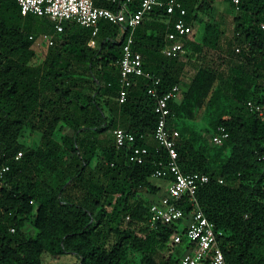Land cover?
<instances>
[{
    "label": "trees",
    "instance_id": "trees-1",
    "mask_svg": "<svg viewBox=\"0 0 264 264\" xmlns=\"http://www.w3.org/2000/svg\"><path fill=\"white\" fill-rule=\"evenodd\" d=\"M141 1L132 0L131 8L139 9ZM180 1L194 27L184 38L183 56L203 60L209 49L231 69L204 61L170 101L169 127L180 131L179 163L186 173L210 176L198 201L223 232L219 242L227 264H264V161L259 158L264 117L247 105L248 100L264 103V0H225L237 11L230 36L200 16L203 5L211 9L215 0ZM96 4L116 6L112 0ZM179 17L158 6L135 30L133 48L142 54L145 71L161 78L160 93L182 81L186 62L163 52ZM52 27L45 16L23 15L17 0H0V165H10L0 194V264H45V252L54 261L74 254V264H127L136 251L139 264H175L180 246L174 237L181 229L177 224L151 229L152 202L141 195L142 188L157 192L150 178L166 158L153 136L158 118L156 98L148 92L152 79L136 77L119 100V60L128 30L102 20L93 36L91 28L66 21L38 62L30 35ZM92 39L97 44L91 45ZM214 100L221 104L211 125L214 132L219 125L229 131L223 143L230 147L227 157L211 153L202 131L186 123ZM118 127L148 147L144 163L130 161L129 148L117 147ZM26 128L41 134L38 146L20 140ZM19 152L23 155L16 158ZM181 206L186 213L193 208L187 200ZM162 249L167 253L158 258Z\"/></svg>",
    "mask_w": 264,
    "mask_h": 264
},
{
    "label": "built area",
    "instance_id": "built-area-1",
    "mask_svg": "<svg viewBox=\"0 0 264 264\" xmlns=\"http://www.w3.org/2000/svg\"><path fill=\"white\" fill-rule=\"evenodd\" d=\"M132 0H113L115 8L98 6L96 0H17L23 15L34 14L45 16L54 23L55 32L64 29V23L74 20L80 25L92 29L93 36L100 30V22L108 20L119 23L124 30L123 56L119 60L121 75L120 101L123 102L134 79L146 76L152 79L148 92L156 98L155 112L157 126L153 133L160 150H164L166 158H162L152 177L168 178L167 192L159 200L151 203L149 226L158 229L160 225H174L184 227L174 237V242L182 248L175 264H227L223 248L219 242L222 231L217 232L215 225L204 213L198 201L199 188L210 180V176L202 172L186 173L180 166L177 141L180 131L169 127V118L173 115L170 101L181 90L176 84L167 91L160 93L161 78L148 74L144 68V59L139 51L134 50L135 30L142 23L144 16L158 6H162L170 14L180 13V17L172 23V29L167 36L164 54L168 57L181 58L184 54V38L194 34V27L184 18L186 9L180 0H142L141 6L133 10ZM238 2L239 0H235ZM264 27V24H263ZM35 44L45 42L47 46L55 43V33L42 32L39 35H30ZM249 109L264 117V103L248 100ZM230 136L223 125H219L212 136L214 144L221 145ZM141 137H143L141 135ZM114 138L118 148H129V160L135 163H144L150 152L146 145L137 144V136L121 127L114 130ZM23 155L19 152L16 158ZM264 161V150L260 154ZM10 165H0V194L5 185V177ZM220 182H224L222 178ZM189 202L192 210L185 212L181 203ZM129 218V217H128Z\"/></svg>",
    "mask_w": 264,
    "mask_h": 264
},
{
    "label": "rangeland",
    "instance_id": "rangeland-1",
    "mask_svg": "<svg viewBox=\"0 0 264 264\" xmlns=\"http://www.w3.org/2000/svg\"><path fill=\"white\" fill-rule=\"evenodd\" d=\"M215 5H213L211 7V9L209 7H207V4L203 5V8L200 12V16L203 19H212V21H214L215 23L221 25L222 28H224L228 35L230 36L232 34V29L234 26V16L237 13L236 10H234L232 7H230V5L228 4L227 1L225 0H215ZM197 29L196 32V39L197 40H201V36L203 33V26H195V30ZM52 31H53V27H52ZM41 32V31H40ZM54 33V32H52ZM41 43V42H40ZM37 43V49H38V62L43 60V55L42 53L46 52V50H48V47L46 45L45 42H42V44ZM40 49V50H39ZM41 54V55H40ZM186 56V55H185ZM185 56H182L183 58H181L182 60H184V62H186L185 67L183 69V80L181 81L182 84L180 83V88L181 91H184L189 82L191 81L193 75L195 74L196 71V67L205 62H210L213 65L222 68L224 71L230 70L231 68H229V65H225L224 63H222L223 61H221V59L218 58L219 53L209 50L207 51V56L206 59L203 58V60H199V58H193V59H189ZM223 58V57H222ZM213 61V62H211ZM204 62V63H205ZM226 79L223 80V83H226ZM220 104L218 100H214L213 105L210 108H204L201 109L200 112L197 114V119L196 120H187L186 123L189 124V126L194 127L196 130L202 131V134L204 135V140H205V144L207 145L208 149L210 150L211 153H216V152H223L222 153V157H227L230 154V147L229 144H214L212 142V136L214 134V130H213V126L211 125V121L213 119V117H215V115H217V110L216 106L220 109ZM21 141H26L27 144L29 145H34V146H38L41 140V134L39 132H35L33 130H31L30 128H26L25 131L23 132V136L20 138ZM217 162L215 161L214 164H216ZM157 193H153L150 192L149 190L142 188L141 189V195L142 197H144L147 200H151L154 199L155 201L158 200L156 199L157 197L154 196ZM162 193L157 194L159 197H161ZM150 198V199H149ZM153 200V202H154ZM184 227L183 224H181L180 228L182 229ZM34 228L31 227L30 232L34 233ZM183 247H180V250L176 253V258L177 256L181 255V251H182ZM167 253V250L162 249L159 251L158 254V258H160L161 255ZM129 258H130V262H128L127 264H139L140 263V258H141V254L140 252H130L129 253ZM43 259L45 264H74L77 262V257L74 254L68 253V254H64L61 256L60 259L58 260H52L51 259V255L48 252H45L43 255Z\"/></svg>",
    "mask_w": 264,
    "mask_h": 264
},
{
    "label": "crops",
    "instance_id": "crops-1",
    "mask_svg": "<svg viewBox=\"0 0 264 264\" xmlns=\"http://www.w3.org/2000/svg\"><path fill=\"white\" fill-rule=\"evenodd\" d=\"M98 3H102V2H104V1H108V0H96ZM113 1V0H112ZM51 32H54L55 33V35L56 34H58L59 32H55V28L53 27V31H51ZM90 44L91 45H95V44H97L96 43V40L95 39H92V40H90ZM33 47L34 48H37V45L36 44H34L33 45ZM181 58H183V57H181ZM182 80H183V76H182ZM181 84H182V82H181ZM120 100V99H119ZM121 102V101H120ZM149 141L151 142V143H154L155 142V140L154 139H152L151 137H149ZM24 142H26V141H24ZM150 180H151V182L153 183V185L154 186H156L157 187V194H160V193H162L161 195H164L166 192H167V186H168V182H169V179L168 178H156V177H151L150 178ZM154 195V196H156L157 198L156 199H158L159 200V196L158 195ZM150 199V198H149ZM153 200L154 199H151V202H153ZM155 201V200H154ZM157 201V200H156Z\"/></svg>",
    "mask_w": 264,
    "mask_h": 264
}]
</instances>
